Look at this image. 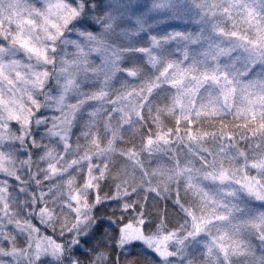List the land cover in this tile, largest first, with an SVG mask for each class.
Listing matches in <instances>:
<instances>
[{
    "label": "snow or ice",
    "instance_id": "1",
    "mask_svg": "<svg viewBox=\"0 0 264 264\" xmlns=\"http://www.w3.org/2000/svg\"><path fill=\"white\" fill-rule=\"evenodd\" d=\"M0 264H264V0H0Z\"/></svg>",
    "mask_w": 264,
    "mask_h": 264
},
{
    "label": "trees",
    "instance_id": "2",
    "mask_svg": "<svg viewBox=\"0 0 264 264\" xmlns=\"http://www.w3.org/2000/svg\"><path fill=\"white\" fill-rule=\"evenodd\" d=\"M110 211H107V212H101V215L104 216V215H110Z\"/></svg>",
    "mask_w": 264,
    "mask_h": 264
},
{
    "label": "rangeland",
    "instance_id": "3",
    "mask_svg": "<svg viewBox=\"0 0 264 264\" xmlns=\"http://www.w3.org/2000/svg\"><path fill=\"white\" fill-rule=\"evenodd\" d=\"M164 28V25H161V29H163Z\"/></svg>",
    "mask_w": 264,
    "mask_h": 264
}]
</instances>
